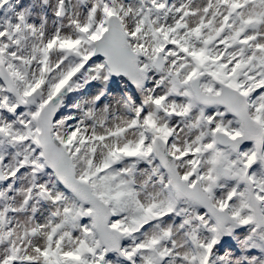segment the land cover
Returning <instances> with one entry per match:
<instances>
[{"label": "snow or ice", "instance_id": "6c2138e0", "mask_svg": "<svg viewBox=\"0 0 264 264\" xmlns=\"http://www.w3.org/2000/svg\"><path fill=\"white\" fill-rule=\"evenodd\" d=\"M0 264H264V0H0Z\"/></svg>", "mask_w": 264, "mask_h": 264}]
</instances>
